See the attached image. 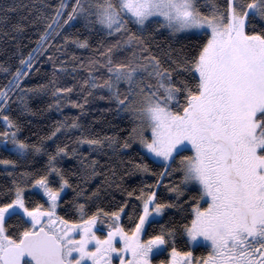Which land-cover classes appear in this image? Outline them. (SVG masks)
<instances>
[{"label": "snow or ice", "instance_id": "snow-or-ice-1", "mask_svg": "<svg viewBox=\"0 0 264 264\" xmlns=\"http://www.w3.org/2000/svg\"><path fill=\"white\" fill-rule=\"evenodd\" d=\"M66 8L60 0L53 16L37 17L47 23L33 52H46L49 38L77 16L89 27L99 25L109 36L115 34V40L99 47L87 64L81 60L72 66L73 71L87 67L89 73L80 89L83 102L64 99L84 111L88 97L100 93L99 99L134 121L122 144L116 135L83 132L78 143L102 152L106 147L127 149L138 141L160 170L143 158L131 161L134 171L156 179L138 192L127 191L140 202L130 211L127 200L115 209L100 206L102 186L91 192L77 186L69 205L76 215H62L61 194L74 185L57 158L77 155V150L57 144L48 152L43 141L29 143L18 137V123L5 114L9 93L18 88L24 95L17 99L31 111L24 100L32 89L22 86L34 67L30 52L0 88V118L6 126L0 143L6 146L10 141L18 157L0 160L13 168L8 173L12 186L0 196V264H264V0H75L65 18ZM14 10L9 7L6 12ZM9 19L0 16V22ZM130 23L139 26L137 31ZM152 24L173 34L196 30L201 41L187 52L169 48L162 60L152 48ZM24 27L13 25L18 32ZM64 41L90 47L78 37L66 35ZM57 51L66 49L58 45ZM48 58L54 77L57 67L66 70V62L57 64L54 54ZM72 58L78 59L75 54ZM0 70L9 71L2 66ZM71 92V87L54 89L55 94ZM57 125L45 139L62 129L83 128L79 117L71 122L66 117ZM38 154L47 155L45 168L17 170L20 160ZM81 164L86 168L81 183L99 174L94 158H81ZM168 177L173 179L167 191L176 194L175 201L158 195ZM29 188L47 199L29 200ZM191 189L194 194L186 196ZM172 208L185 214L183 223L160 224L158 231L150 232L157 218ZM124 216L128 225L121 222ZM14 219L18 228L10 223ZM178 238L193 245L204 242L206 255L179 250ZM164 252H170V258L157 260Z\"/></svg>", "mask_w": 264, "mask_h": 264}, {"label": "trees", "instance_id": "trees-1", "mask_svg": "<svg viewBox=\"0 0 264 264\" xmlns=\"http://www.w3.org/2000/svg\"><path fill=\"white\" fill-rule=\"evenodd\" d=\"M68 8L64 10L65 18L67 12L71 10L75 0H64ZM86 3L87 0H81ZM60 0H0V16L8 15L10 19L7 22H0V66L9 69L8 72L0 70V88L8 84L12 79L15 70L21 67L20 61L28 56L31 52L35 57L34 67L29 74L24 77L22 86L28 91L24 102L27 103L31 111H26L18 96L24 95L18 88L15 92H10L11 100L9 101L5 114L9 115L19 125L18 137L26 140L29 143L43 141L48 149V152H54L57 144H67L69 149L75 148L77 155H67L58 159V166L62 168L65 175L73 183V188H66L63 192L62 200L58 211L63 215H76L74 211L69 210V205L75 195L76 187L84 188L91 192L98 186H102V191L97 203L105 209H115L122 201H128L130 211L134 205H139V201L135 196L129 197L127 191L138 192L141 187L147 184H152L156 177L151 173L144 174L132 169L131 161H140L141 158L147 160L149 165L154 170L159 171V167L153 163L139 148V142H132L130 148H105L102 152L93 151L87 144H79L78 138L80 135H116L119 137V143L122 144L124 139L128 138L134 121L127 113H117L114 106L106 100L99 99V94L88 97L89 103L84 105V111L67 102L64 97L71 96L73 100L83 102L85 93L80 89L82 82L89 76L87 67H77L73 71V65H79L80 61H85L91 58L96 50L102 45H107L115 40L116 35L109 36L105 30H102L99 25L89 27L82 16H77L69 24L64 25L58 35H53L49 38L51 46L48 42L45 43V51L39 53L33 52L38 47V41L46 27V21L37 20L38 16L54 15ZM9 7L15 10L6 12ZM202 10H205L202 8ZM206 11V10H205ZM36 20V23L32 21ZM21 23L25 27L23 31H16L13 28L14 24ZM63 23V19H61ZM129 27L133 31L139 28L134 23H130ZM149 31L152 33V48L153 51L161 56L162 60L167 57L164 53L169 52V48L173 50L184 51L194 50L197 43L201 41L200 34L191 33H171L164 28H156L155 24L149 26ZM139 34V33H138ZM78 37L80 40H87L90 47L81 48L71 41H64V36ZM144 35H148L147 32ZM65 47L66 51L60 53L57 51V46ZM54 54V59L57 64L66 62V70L61 71L59 67L55 69L56 75L53 76V61L49 60V55ZM75 54L78 59H73ZM127 54V53H125ZM37 69H39L37 71ZM52 81V83H49ZM56 87H71V93L55 94ZM106 93V90L104 91ZM60 102L57 104V99ZM112 107V111H106ZM68 121L75 117H79V123L83 126L82 129H62L55 137L45 139L58 126V121ZM5 124L0 118V131L5 129ZM12 144L9 141L5 146L0 143V160L2 159H18L15 151H11ZM86 154V155H85ZM81 158L87 160L95 159L98 161L97 172L95 177L87 180L86 183H81L86 170L85 165L81 164ZM47 155L38 154L29 156L27 159L20 160L17 164V170L29 169L40 170L47 166ZM13 171L12 166L0 164V196L7 193V188L11 187L12 177L8 175ZM91 171V169H87ZM114 173V175H113ZM130 173V174H128ZM111 180L112 186L105 184V180ZM173 177L166 178L158 189V195L162 198L173 199L175 201L176 194L167 191L168 181ZM176 182H179L176 178ZM116 185H120L117 187ZM31 189V188H29ZM27 189V198L33 202H44L43 197L33 191ZM194 189L186 191L185 195L194 194ZM94 210V209H93ZM185 214L177 208L166 210L163 217L157 220V224L149 231H158L160 224L173 223L179 225L183 223ZM122 223L128 225L130 222L127 217H122ZM15 227H19L15 219L11 221ZM179 250H192L199 257L206 255V249L196 247L191 249L188 243H185L183 238H178L177 245ZM167 253L157 257V260L167 258Z\"/></svg>", "mask_w": 264, "mask_h": 264}, {"label": "rangeland", "instance_id": "rangeland-1", "mask_svg": "<svg viewBox=\"0 0 264 264\" xmlns=\"http://www.w3.org/2000/svg\"><path fill=\"white\" fill-rule=\"evenodd\" d=\"M203 9H205V10H207L206 8H203ZM138 26V25H137ZM139 27V26H138ZM184 33H191V34H200L198 31H196V30H191V31H184ZM139 148H140V150L145 154V152H146V150H144L142 147H141V145L139 144ZM147 156V155H146ZM149 157V156H148ZM150 158V157H149ZM151 160H152V158H150ZM3 165V164H2ZM29 191H33V192H36V193H38V194H40L42 197H43V199H44V201L47 199L45 196H43V194H42V192H40V190H38V189H29ZM63 194V193H62ZM61 194V195H62ZM160 219V217L159 218H157V220H159ZM103 228H104V232H106L107 231V228H106V225L105 226H102ZM104 232H102L101 234H104ZM188 244H189V246H190V248L191 249H193V248H196V247H202V248H205L206 249V244L204 243V242H201L200 244H198V245H193L190 241L188 242ZM164 253H167V258H170V252H164ZM164 253H162V254H164ZM161 254V255H162ZM160 256V255H159Z\"/></svg>", "mask_w": 264, "mask_h": 264}]
</instances>
